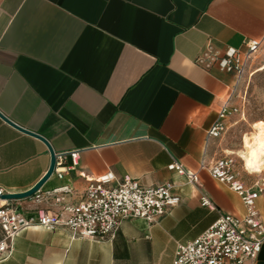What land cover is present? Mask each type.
I'll list each match as a JSON object with an SVG mask.
<instances>
[{"label":"crops","instance_id":"obj_1","mask_svg":"<svg viewBox=\"0 0 264 264\" xmlns=\"http://www.w3.org/2000/svg\"><path fill=\"white\" fill-rule=\"evenodd\" d=\"M251 40L264 42V0H0V111L55 153L80 151L42 188L70 185L77 203L90 179L113 171L112 185L125 175L146 187L170 181L181 197L158 221L127 218L103 239L27 228L0 264H173L178 244L220 215L244 216L242 197L208 170L219 158V137L208 133L226 104L238 105L241 79L196 59L210 48L246 51ZM173 161L198 185L170 170ZM50 165L41 138L0 116L5 194L31 189ZM238 174L249 186L261 177ZM202 192L216 209L202 205ZM15 203L28 214L35 206L31 197ZM257 208L264 223L263 197ZM249 264H264V245Z\"/></svg>","mask_w":264,"mask_h":264},{"label":"built area","instance_id":"obj_2","mask_svg":"<svg viewBox=\"0 0 264 264\" xmlns=\"http://www.w3.org/2000/svg\"><path fill=\"white\" fill-rule=\"evenodd\" d=\"M262 41L251 40L247 50L228 46L223 52L210 48L196 59L205 70L217 65L224 71L235 73L240 80L247 61L257 52ZM237 105L226 104L219 118L208 133L209 139L220 137L230 115L237 113ZM53 174L63 177L68 155L77 163L80 151L56 153ZM188 181L198 185L197 174L182 163L173 161L168 165ZM208 170L213 178L236 191L246 206V213L239 217L222 214L193 241L179 243L173 264H249L254 261L264 245V223L257 208V200L264 198V176L249 186L235 169L234 159L224 156L216 159ZM113 171L90 179L83 198L72 203L69 195L74 189L64 185L51 190L40 187L32 196L35 206L28 214L15 203L16 199H3L5 191L0 188V257L13 250L16 236L27 228L41 226L53 229L59 225L70 229L73 237L103 239L114 235L122 221L127 218H142L153 223L181 202L174 192V184L167 181L155 186H143L139 179L125 175L117 184ZM202 205L216 209V203L205 192L201 194ZM60 211H53L49 206Z\"/></svg>","mask_w":264,"mask_h":264},{"label":"rangeland","instance_id":"obj_3","mask_svg":"<svg viewBox=\"0 0 264 264\" xmlns=\"http://www.w3.org/2000/svg\"><path fill=\"white\" fill-rule=\"evenodd\" d=\"M263 66L264 42L247 61L237 96L239 111L229 116L225 130L216 144L219 157L228 156L234 159L236 171L250 175L252 178L264 176V171L260 174L246 170L242 154L246 150L244 138L253 135L257 121L264 120Z\"/></svg>","mask_w":264,"mask_h":264},{"label":"bare ground","instance_id":"obj_4","mask_svg":"<svg viewBox=\"0 0 264 264\" xmlns=\"http://www.w3.org/2000/svg\"><path fill=\"white\" fill-rule=\"evenodd\" d=\"M255 127L253 135L244 138L246 150L242 151L245 168L251 172H259L264 167V120L257 121Z\"/></svg>","mask_w":264,"mask_h":264},{"label":"water","instance_id":"obj_5","mask_svg":"<svg viewBox=\"0 0 264 264\" xmlns=\"http://www.w3.org/2000/svg\"><path fill=\"white\" fill-rule=\"evenodd\" d=\"M0 116L5 119L6 121H8L9 123L15 125L17 128L25 131V132H28L30 134H33L39 138H41L46 144L47 146L49 147V150H50V153H51V165L47 171V173L42 177V179L36 183L31 189L25 191V192H20V193H9V194H5L4 196L8 199H24V198H29L31 197L40 187L43 186V184L46 182V180L48 178L51 177V175L53 174L54 172V169H55V166H56V153H55V150L53 149V147L51 146L50 142L45 138L43 137L42 135L38 134V133H35L33 131H30L28 129H25L24 127H21L20 125L16 124L15 122H13L11 119H9L4 113H2L0 111Z\"/></svg>","mask_w":264,"mask_h":264}]
</instances>
